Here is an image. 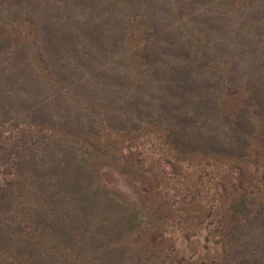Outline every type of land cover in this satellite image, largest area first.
<instances>
[{"label":"rangeland","instance_id":"374dc122","mask_svg":"<svg viewBox=\"0 0 264 264\" xmlns=\"http://www.w3.org/2000/svg\"><path fill=\"white\" fill-rule=\"evenodd\" d=\"M0 264H264V0H0Z\"/></svg>","mask_w":264,"mask_h":264}]
</instances>
